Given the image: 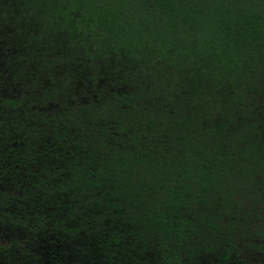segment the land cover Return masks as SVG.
I'll list each match as a JSON object with an SVG mask.
<instances>
[{"label":"trees","instance_id":"trees-1","mask_svg":"<svg viewBox=\"0 0 264 264\" xmlns=\"http://www.w3.org/2000/svg\"><path fill=\"white\" fill-rule=\"evenodd\" d=\"M264 242V0H0V264H241Z\"/></svg>","mask_w":264,"mask_h":264},{"label":"rangeland","instance_id":"rangeland-1","mask_svg":"<svg viewBox=\"0 0 264 264\" xmlns=\"http://www.w3.org/2000/svg\"><path fill=\"white\" fill-rule=\"evenodd\" d=\"M241 264H264V242H253L243 252Z\"/></svg>","mask_w":264,"mask_h":264}]
</instances>
